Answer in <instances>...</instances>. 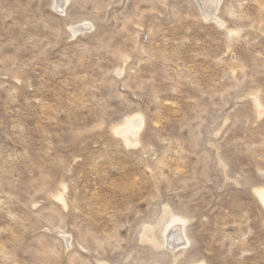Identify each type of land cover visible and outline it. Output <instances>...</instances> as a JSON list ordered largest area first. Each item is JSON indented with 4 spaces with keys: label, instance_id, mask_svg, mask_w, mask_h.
Listing matches in <instances>:
<instances>
[{
    "label": "rangeland",
    "instance_id": "1",
    "mask_svg": "<svg viewBox=\"0 0 264 264\" xmlns=\"http://www.w3.org/2000/svg\"><path fill=\"white\" fill-rule=\"evenodd\" d=\"M206 5L0 0V264H264V0Z\"/></svg>",
    "mask_w": 264,
    "mask_h": 264
},
{
    "label": "bare ground",
    "instance_id": "2",
    "mask_svg": "<svg viewBox=\"0 0 264 264\" xmlns=\"http://www.w3.org/2000/svg\"><path fill=\"white\" fill-rule=\"evenodd\" d=\"M201 1H202V0H201ZM204 1H206L207 5H212L213 3H215L216 0H204ZM198 2H199V1H198ZM196 3H197V2H196ZM200 3L202 4V2H200ZM204 3H205V2H204ZM201 4H200V5H201ZM200 5H199V7H200ZM207 5H206V6H207ZM206 6H204V7H206ZM213 7H214V6H213ZM200 8L202 9V8H203V5H202V7H200ZM210 8H211V7H210ZM201 9H200V10H201ZM206 9H209V8H206ZM216 9H217V8H216ZM202 10H203V9H202ZM209 10H210V9H209ZM207 11H208V10H207ZM202 12L205 13L206 11L203 10ZM203 13H202V14H203ZM207 13H208V12H207ZM207 13H206V14H207ZM206 14H205V15H206ZM208 14H209V13H208ZM213 15H214V14H213ZM205 18H207V17H205ZM212 18H213V17H212ZM207 19H208V18H207ZM211 20H212V19H211ZM214 20H215V18H214ZM81 29H82V28H81ZM72 33H73V32H72ZM136 120H137V119H136ZM138 121H140V120H138ZM132 123H133V122H132ZM135 123L138 124V122H135ZM139 124H140V123H139ZM136 126H137V125H136ZM136 126H135V124H131V125L128 127V129H127V127H126V128H125V129H127V130H126V133L124 132V133H125V136L128 135V134H130V135H128V136H133L134 133H132V129H135ZM139 127H140V125H139ZM137 128H138V127H137ZM138 129H140V128H138ZM138 129H137V131H138ZM120 134H121V133H120ZM136 134H137V133H136ZM136 136H137V135H136ZM126 137H127V136H126ZM126 139H127V138H126ZM132 139H133V138H132ZM130 140H131V138H130ZM127 141H129V140H127ZM135 141H136V140H135ZM133 142H134V139H133ZM260 195H261V194H260ZM260 197H261V196H260ZM262 198H263V200H264V196H263V195H262ZM178 232H179V231H178ZM170 233H171V232H170ZM171 235H172V234H171ZM177 235H179V234H177ZM173 236H174V235H173ZM181 237H182V235H181ZM169 242H170V241H169ZM169 242H168V243H169ZM172 242H173V241H172ZM180 244H181V243H180ZM182 244H184V243H182ZM171 245H172V244H171ZM168 247H169V246H168ZM177 247H178V246H177ZM169 248H170V247H169ZM179 248H180V247H179ZM172 249H173V247H172ZM177 249H178V248H177Z\"/></svg>",
    "mask_w": 264,
    "mask_h": 264
}]
</instances>
